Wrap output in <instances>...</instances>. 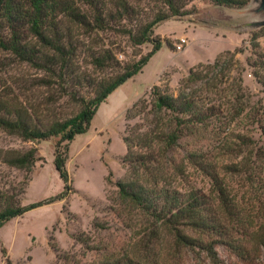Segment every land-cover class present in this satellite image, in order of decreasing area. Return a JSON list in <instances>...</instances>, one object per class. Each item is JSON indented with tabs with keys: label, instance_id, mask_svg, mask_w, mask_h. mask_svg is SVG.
Segmentation results:
<instances>
[{
	"label": "rangeland",
	"instance_id": "374dc122",
	"mask_svg": "<svg viewBox=\"0 0 264 264\" xmlns=\"http://www.w3.org/2000/svg\"><path fill=\"white\" fill-rule=\"evenodd\" d=\"M133 2L140 5L141 14L148 20L164 10L163 5L149 0ZM250 4L243 9H228L210 0H193L184 9V16L155 26L154 36L163 41L161 49L142 72L101 104L88 132L76 136L69 144L66 168L71 190L62 200L30 210L0 230V264H8V261L12 264H98L125 256L143 264H212L204 253L179 247L165 227L154 223L136 205L124 199L118 187V183L123 182L137 180L151 185L158 180L181 191L189 185L211 195L210 178L188 165L189 151L196 152L200 161L217 167L232 197L251 214L264 213V137L257 123L264 125V87L255 79L256 72L264 77V69L252 66L257 56L264 61V31L243 27L252 22L251 15L246 13ZM63 23L67 24L65 20ZM75 31L82 39L83 31L78 27ZM254 33H259L255 42ZM93 37L96 41L88 45L110 49L123 65L139 60L153 48L151 44L133 47L127 37L113 32ZM183 38L189 44L178 52L176 46ZM32 44L39 46L35 40ZM242 47L243 52L236 57L241 75L233 74L242 90L234 107L236 110L241 105L246 108L242 117L230 125L222 124L220 119L206 128L188 130L179 147L167 152L164 163L157 168L153 165L150 169L135 170L124 163L125 136L134 138L138 131L141 134L156 130L158 123L162 124V129L171 124L168 115L156 118L150 112L151 91L155 85L168 84L176 90L192 67L213 62L219 54ZM83 53L78 65L85 74L105 79L111 75V72L93 71L90 60L84 56L86 52ZM0 63L3 65H0L2 103L27 104L40 110L49 120L70 117L80 111L81 107L67 97L62 98L57 88L37 85V79L48 77L43 71L1 50ZM237 85L234 88L237 89ZM80 91L87 99L92 97L90 88ZM135 104L139 105L134 107ZM146 108L149 114L145 115L142 110ZM242 141L250 144L249 147L236 150L234 144ZM56 143L57 139L23 141L0 129V191L18 197L21 206L44 202L64 193L65 182L54 163ZM230 144L232 148L227 149ZM31 148L37 149L39 161L30 173L3 162L9 151L25 152ZM232 163L241 164L243 172H226L224 167ZM24 187L25 193L21 194ZM217 251L227 264L235 261L223 246H218Z\"/></svg>",
	"mask_w": 264,
	"mask_h": 264
},
{
	"label": "trees",
	"instance_id": "16d2710c",
	"mask_svg": "<svg viewBox=\"0 0 264 264\" xmlns=\"http://www.w3.org/2000/svg\"><path fill=\"white\" fill-rule=\"evenodd\" d=\"M149 1L164 8L151 20L143 17L140 5L133 0H0V50L43 71L48 77L37 79L38 86L57 88L62 98L67 97L81 107L73 116L49 120L42 116L40 110L27 104L14 105L0 101V129L23 141L57 139L54 163L65 182L64 193L29 206H21L18 197L0 191V230L12 219L30 210L65 198L71 190L68 188L69 174L66 168L69 144L76 136L88 132L101 104L120 86L142 72L161 49L163 41L154 36L155 26L184 16V9L193 0ZM210 1L228 9H243L251 2ZM63 20L67 22L66 25ZM75 27L83 31L82 39ZM112 32L127 37L133 47L151 44L153 48L139 60L123 65L110 49L88 45L96 41L93 35ZM259 33H254V42L259 38ZM32 40L39 46L33 45ZM83 52H86L84 56L90 60L93 71L111 72V75L105 79L85 74L86 71L78 65ZM242 52L243 47L233 52L226 51L213 62L192 67L188 75L179 81L176 90L168 84L164 87L155 85L151 91L150 112L156 118L162 114L168 115L171 124L162 129V124L158 123L156 130L153 128L141 134L138 131L134 138L125 136L127 154L124 163L135 170L150 169L153 165L157 168L164 163L162 160L167 152L179 147L180 140L188 130L206 128L220 119L222 124L230 125L242 117L246 108L241 105L236 110L234 107V103L240 100L242 90L233 75H241V65L236 57ZM0 65L3 66L2 63ZM252 66L264 69L262 57L257 56ZM255 79L264 87V77L259 72L255 73ZM234 85H237V89ZM82 88H90L92 97L87 99L82 95ZM147 109L142 113L149 114L146 113ZM257 123L264 137V125ZM243 141L234 144L236 150L249 147L250 144ZM231 148V144L227 146V149ZM37 152L35 148L25 152L9 151L3 162L30 173L39 161ZM199 158L196 152L189 151L186 160L188 165L200 169L210 178L211 195L189 185L181 191L158 180L151 185L137 180L118 183L120 194L154 223L165 227L179 247L204 253L212 264H227L220 258L218 246H223L234 256L235 261L228 264H255L257 261L264 264V213L251 214L245 209L232 197L217 167ZM240 166L232 163L224 169L228 173H241ZM25 190L24 187L21 194ZM8 264H12L11 261ZM98 264L143 263L125 256L106 259Z\"/></svg>",
	"mask_w": 264,
	"mask_h": 264
},
{
	"label": "water",
	"instance_id": "95a60500",
	"mask_svg": "<svg viewBox=\"0 0 264 264\" xmlns=\"http://www.w3.org/2000/svg\"><path fill=\"white\" fill-rule=\"evenodd\" d=\"M246 13L251 15L252 22L244 24L243 27L252 29L264 27V0H251L250 8Z\"/></svg>",
	"mask_w": 264,
	"mask_h": 264
},
{
	"label": "built area",
	"instance_id": "2783aa9c",
	"mask_svg": "<svg viewBox=\"0 0 264 264\" xmlns=\"http://www.w3.org/2000/svg\"><path fill=\"white\" fill-rule=\"evenodd\" d=\"M189 42L186 38L180 40L179 44H177L176 49L178 52H181L184 48L188 46Z\"/></svg>",
	"mask_w": 264,
	"mask_h": 264
}]
</instances>
